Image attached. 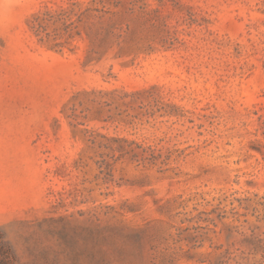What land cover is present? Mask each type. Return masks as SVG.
Masks as SVG:
<instances>
[{
	"label": "rangeland",
	"instance_id": "obj_1",
	"mask_svg": "<svg viewBox=\"0 0 264 264\" xmlns=\"http://www.w3.org/2000/svg\"><path fill=\"white\" fill-rule=\"evenodd\" d=\"M0 233L12 264H264V0H0Z\"/></svg>",
	"mask_w": 264,
	"mask_h": 264
},
{
	"label": "trees",
	"instance_id": "obj_2",
	"mask_svg": "<svg viewBox=\"0 0 264 264\" xmlns=\"http://www.w3.org/2000/svg\"><path fill=\"white\" fill-rule=\"evenodd\" d=\"M92 11L96 12V13H102V14H109L111 12L110 9L106 8V6H103V8H101V9L96 8ZM83 15H84V13L82 12L81 16H83ZM32 29L34 30V32L38 36L41 34L42 26H41L39 18L34 21ZM0 264H12L11 260H10V249L7 246V244L5 243L4 238H3L1 233H0Z\"/></svg>",
	"mask_w": 264,
	"mask_h": 264
}]
</instances>
